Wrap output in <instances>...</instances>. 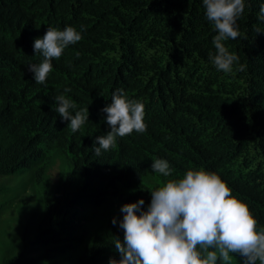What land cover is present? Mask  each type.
I'll return each instance as SVG.
<instances>
[{
	"label": "trees",
	"instance_id": "16d2710c",
	"mask_svg": "<svg viewBox=\"0 0 264 264\" xmlns=\"http://www.w3.org/2000/svg\"><path fill=\"white\" fill-rule=\"evenodd\" d=\"M261 3L245 0L240 36L224 42L239 60L224 73L209 60L217 33L202 0H0V264L119 260L122 206L143 199L147 210L150 190L201 168L218 174L264 228ZM68 26L81 41L37 84L28 71L43 60L34 41ZM117 90L144 105L147 129L96 155L97 137L110 131L102 109ZM58 95L76 104L73 115L88 108L78 131L56 112ZM54 158L61 166L51 185ZM158 158L169 162V177L151 168ZM29 186L34 206L22 196ZM15 206L9 227L4 216Z\"/></svg>",
	"mask_w": 264,
	"mask_h": 264
},
{
	"label": "clouds",
	"instance_id": "9594fccd",
	"mask_svg": "<svg viewBox=\"0 0 264 264\" xmlns=\"http://www.w3.org/2000/svg\"><path fill=\"white\" fill-rule=\"evenodd\" d=\"M202 3L206 18L217 33L212 41L215 54L210 52L209 60L218 71L232 73L239 57L230 53L224 42L240 36L237 20L244 13L245 0H202ZM257 18L264 21V3ZM81 39L72 26L64 30L47 28L33 45L34 53L43 60L28 65L34 81L44 84L52 71V61L59 60L69 45ZM235 70L242 72L245 65L238 64ZM55 101L56 112L70 121L68 127L72 132L88 120V108L73 115L70 109H76V104L71 99L58 95ZM111 101L102 109L107 114L110 131L97 137L96 155L113 148L117 137L134 131L144 133L147 129L142 103L128 100L122 90L114 92ZM151 168L164 177L171 175L165 159H155ZM149 192L151 202L147 210L142 208L143 199L122 206L124 215L119 227L123 229V240H114L121 258L111 259L109 264H231L233 255L243 257L245 264H264V228H258L248 205L232 194L218 174L203 168L188 170L182 178L169 179Z\"/></svg>",
	"mask_w": 264,
	"mask_h": 264
},
{
	"label": "rangeland",
	"instance_id": "374dc122",
	"mask_svg": "<svg viewBox=\"0 0 264 264\" xmlns=\"http://www.w3.org/2000/svg\"><path fill=\"white\" fill-rule=\"evenodd\" d=\"M50 151H51V154L53 155L56 152L55 146H51ZM60 157L62 158L61 155H60ZM60 166H61V160L59 158H54L53 161L51 162V165L48 168V174H49V179H50L51 185L56 184L58 181ZM66 169L67 168L65 166V170ZM36 195L37 194L35 193V191L32 190V188L29 186V188L24 192V194L22 196H24L26 198L27 205L34 206L36 198H37ZM18 210H19L18 206L13 207L9 211V214L7 216H4L5 221L3 224H7L9 227H11L14 224L15 218L18 217ZM234 258L244 260V258L239 256V255H237V256L233 255V259ZM242 264H245V262H243Z\"/></svg>",
	"mask_w": 264,
	"mask_h": 264
}]
</instances>
